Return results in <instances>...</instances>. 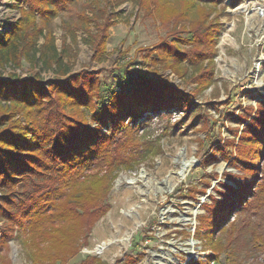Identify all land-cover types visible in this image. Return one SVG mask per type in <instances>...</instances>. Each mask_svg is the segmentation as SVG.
Segmentation results:
<instances>
[{
  "label": "trees",
  "instance_id": "trees-1",
  "mask_svg": "<svg viewBox=\"0 0 264 264\" xmlns=\"http://www.w3.org/2000/svg\"><path fill=\"white\" fill-rule=\"evenodd\" d=\"M127 1L137 4L138 12L145 16L173 26L155 45L139 47L129 62L134 63L145 52L148 69L129 73L120 88L105 95L98 72L72 71V64L65 60L70 44L58 49L51 22L81 2L78 19L62 21L63 28L73 40L76 31L87 34L92 59L102 62L110 28L117 23L116 9ZM219 2L24 0L23 6L19 2L13 5L19 18L7 30L0 29V219L11 229L21 228L23 249L32 264H70L96 222L108 212L107 198L117 174L136 169L160 150V146L145 145L146 138L138 135L140 128L147 127L153 116L183 108L187 98L168 81L150 77L151 63H162L183 76L186 71L181 65L186 60L193 64L208 60L202 66L206 75L197 84L202 88L210 85L220 36V22L210 16ZM179 23H183L180 28ZM25 60L38 69L22 77L15 70ZM7 68L12 71L4 77ZM41 71H52L54 77L46 80ZM155 72L158 74L157 69ZM240 118L243 123L249 121L242 133H235L240 143L234 163L241 174L226 172L235 185L221 182L222 189L217 190L220 198L211 196V203L204 207L206 215L198 216L209 240L221 238L248 200L255 196L263 199L264 208V162L260 164L264 156V100L256 110L248 107ZM201 232L197 227L194 235L199 237ZM219 250L220 246L215 247L216 254ZM129 260L135 259L129 256ZM78 264L106 263L88 256ZM188 264L207 262L192 259Z\"/></svg>",
  "mask_w": 264,
  "mask_h": 264
},
{
  "label": "rangeland",
  "instance_id": "rangeland-1",
  "mask_svg": "<svg viewBox=\"0 0 264 264\" xmlns=\"http://www.w3.org/2000/svg\"><path fill=\"white\" fill-rule=\"evenodd\" d=\"M17 2L24 5V0H0V29L7 30L19 18L13 6ZM81 9L82 3H75L52 20L55 43L59 50L70 44L65 60L73 72H98L105 95L120 88L129 73L148 69L145 52L129 62L139 47L155 45L173 26L145 16L137 4L127 1L116 9L118 18L110 28L107 54L97 62L92 59L87 34L76 31L73 40L62 25V21L74 23ZM210 19L220 22L210 85L197 84L206 75L202 66L208 60L196 64L186 60L181 65L186 71L183 76L162 63H151L148 75L183 91L187 104L170 114L153 116L147 127L140 128L138 135L146 138L145 145L160 146V150L136 169L117 174L107 198L108 212L96 222L70 264L88 256H97L106 264H188L192 259L207 264H264L263 199L248 200L237 220L231 217L234 221L221 238L209 240L198 220L199 215H206L204 207L211 203V196L220 198L221 182L235 185L225 174H241L234 163L240 143L235 133H242L249 121L243 123L240 116L248 107L256 110L264 100V0H221ZM37 69L25 60L15 71L27 77ZM11 71L7 68L4 77ZM41 74L46 80L54 77L52 71ZM197 227L202 231L199 237L194 235ZM0 239V264H32L23 249L19 226L11 229L0 219ZM129 256L134 262L129 263Z\"/></svg>",
  "mask_w": 264,
  "mask_h": 264
}]
</instances>
